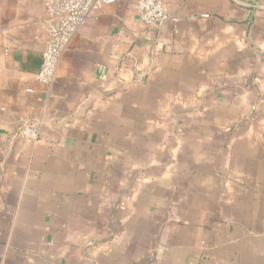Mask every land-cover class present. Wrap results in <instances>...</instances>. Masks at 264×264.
<instances>
[{
    "label": "crops",
    "instance_id": "crops-1",
    "mask_svg": "<svg viewBox=\"0 0 264 264\" xmlns=\"http://www.w3.org/2000/svg\"><path fill=\"white\" fill-rule=\"evenodd\" d=\"M161 1L44 85L45 0H0V264H264V0Z\"/></svg>",
    "mask_w": 264,
    "mask_h": 264
},
{
    "label": "built area",
    "instance_id": "built-area-1",
    "mask_svg": "<svg viewBox=\"0 0 264 264\" xmlns=\"http://www.w3.org/2000/svg\"><path fill=\"white\" fill-rule=\"evenodd\" d=\"M116 0H45V31L47 41L37 71V80L49 85L53 82L60 56L88 17L96 10ZM138 17L149 27L157 26L165 17L161 0H138ZM19 135L37 140L39 127L34 123L24 124Z\"/></svg>",
    "mask_w": 264,
    "mask_h": 264
}]
</instances>
